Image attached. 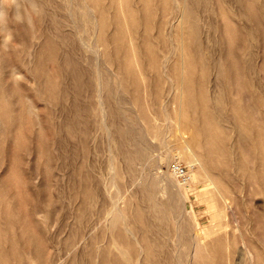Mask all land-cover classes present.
Segmentation results:
<instances>
[{
	"label": "rangeland",
	"instance_id": "rangeland-1",
	"mask_svg": "<svg viewBox=\"0 0 264 264\" xmlns=\"http://www.w3.org/2000/svg\"><path fill=\"white\" fill-rule=\"evenodd\" d=\"M72 2L0 0V264H127L113 242L132 264L141 248L142 264H178L155 182L169 151L212 178L182 204L193 264H244L245 246L264 264V0H77L74 18ZM112 162L134 236L106 226ZM218 189L225 229L208 236Z\"/></svg>",
	"mask_w": 264,
	"mask_h": 264
},
{
	"label": "bare ground",
	"instance_id": "bare-ground-1",
	"mask_svg": "<svg viewBox=\"0 0 264 264\" xmlns=\"http://www.w3.org/2000/svg\"><path fill=\"white\" fill-rule=\"evenodd\" d=\"M75 1L73 0L72 9H71V14L73 18L74 16L78 15V10L81 11V7L79 3H75ZM74 8L76 9L74 10ZM2 15H3V9L0 5V20L2 19ZM84 45L88 46L87 43H84ZM97 85H98V94H99L100 113H101V116L102 115L105 116L107 114V108H106L105 102L102 100L100 78L98 80ZM118 101L122 104L120 107V110L122 111L123 114L124 112L126 113V111H129V110L135 111L132 104L129 101H124L123 98L121 97L118 98ZM124 117L126 118L125 114H124ZM103 124H105L106 128L109 129L108 123H106V121L105 122L103 121ZM135 132H136V138L138 139V142L144 145H147V146L152 145L151 144L152 138H151V134L149 130L142 127L140 123H139V128H137ZM185 149L188 151L187 156L185 157L187 161L193 162L196 158H198V155L195 152V150H193L190 147H186ZM173 154L174 153L172 151L167 152L166 155L162 157V159L159 160V162L156 163V165H159V163L163 161L164 163L168 164L170 170H168V172H165L163 176L157 177L155 179V182L159 187V189H157L159 196L163 198H167L168 199L167 204L169 205V208L159 207V212L166 213L167 216L171 218V220H174L177 222L179 221V224H178V231H179L181 228L184 227L183 224L180 225L179 219H181L182 215L185 213L182 204L189 196L188 194L189 189H192L193 186L197 183V180L202 178V176L210 178L211 180L212 178L208 174V172H206V170H204V168L201 166L199 167L198 170L190 173L191 182L189 181L183 184V182H180L178 180L174 172L171 171V167H173L176 163L177 164L179 163L176 161H180V159L176 156H173ZM110 171H111L110 173L112 174V176L109 175L107 177V183L105 187L112 197L113 205H112V208L107 213L106 218L108 220V223L106 224V226L108 228H115L119 223H122L124 225L125 232H128L134 236L135 234L128 227L131 223L130 216L128 213H125V211L120 207V204H119L121 200L125 199V195L121 192H117V191L115 192L112 189L115 186L114 184H115V178H116V173H115L116 166L114 162H112L111 164ZM140 177L141 176H139L138 179H140ZM138 179H135L133 182L135 183ZM206 200L209 204V207L213 214V218L215 220L214 227L207 231V235L210 236L217 232H221L223 229H225L224 228L225 223H223L222 219L225 218L226 216V209H227V206H229V203L227 202V195L224 194L223 190H219V189L216 192H211V194L208 193V195L206 196ZM219 204H223V207H219ZM188 213L190 214L192 218L194 219L196 218V215L193 211H188ZM158 220L163 221L164 216L163 215L158 216ZM195 224L196 226H198L199 225L198 221H196ZM178 231L177 233L169 237L170 243L173 244L177 248L178 253L176 254V256H177L178 264H193L198 257L199 243L196 240H194L192 244L188 247L187 245L183 244L181 233H178ZM75 246L76 245H74L72 248H75ZM206 247L207 246H205V248ZM112 248L116 249V252L121 257H123V259H125L127 264H132L133 258L130 253L122 249L115 242H113ZM143 251L144 249L141 248L140 255L134 264H142L141 260L143 256ZM253 255H254L253 251L249 249L247 246H245L244 249H242L241 252L239 253V256H240L239 260H241L242 258L243 261L245 262L244 264H253ZM206 258H208V254L206 255ZM205 264H207V261H205Z\"/></svg>",
	"mask_w": 264,
	"mask_h": 264
},
{
	"label": "built area",
	"instance_id": "built-area-1",
	"mask_svg": "<svg viewBox=\"0 0 264 264\" xmlns=\"http://www.w3.org/2000/svg\"><path fill=\"white\" fill-rule=\"evenodd\" d=\"M173 172L182 182L187 183L190 181V172L183 165L175 164L173 166Z\"/></svg>",
	"mask_w": 264,
	"mask_h": 264
}]
</instances>
